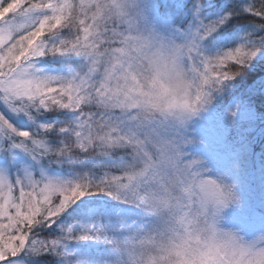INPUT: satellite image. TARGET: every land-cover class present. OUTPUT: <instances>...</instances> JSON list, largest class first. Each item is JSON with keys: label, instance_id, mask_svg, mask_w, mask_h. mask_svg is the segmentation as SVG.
I'll use <instances>...</instances> for the list:
<instances>
[{"label": "snow or ice", "instance_id": "6c2138e0", "mask_svg": "<svg viewBox=\"0 0 264 264\" xmlns=\"http://www.w3.org/2000/svg\"><path fill=\"white\" fill-rule=\"evenodd\" d=\"M199 3L196 0L194 14L199 22L195 30L178 42L152 24L147 3L139 13L144 27L150 29L146 37L133 35L128 20L127 32L116 23L109 27L114 18L126 17L127 0H0V103L4 106L0 109V150H18L37 162L47 157L49 163L57 164L66 159L74 163L70 157L76 151L110 157L124 150L122 155L128 158L105 165L99 177L86 173L76 179L43 172L37 178L25 168L13 180L0 169V264H17L16 258L26 249L37 255L52 252L66 264H84L70 250L72 241H103L114 251L121 250L122 239L104 225H84L78 233L69 227L48 241L35 238L33 229L45 222L50 226L76 201L96 194L142 212L151 210L154 190L175 165L167 155L168 146L178 143L183 149L194 141L187 138L184 121L146 119L130 102L122 103V86L127 82L142 89L139 77L147 62L153 69L151 86L166 94L165 81L181 77V64L188 66L198 83L191 103L186 99L179 106L191 114L196 111L192 105L212 104L216 95L233 87L264 51V0H251L240 10L259 18L256 29L261 34L254 29L246 33V43L215 55H205L201 41L239 12L229 10L205 23L199 18ZM46 56H78L83 63L78 69L69 65L67 75L50 74L38 67L40 58ZM240 108L237 104L229 115L235 117ZM50 110L77 112L78 122L75 126L40 123L38 117ZM9 113L23 114L31 128H18ZM51 132L65 135L60 146L47 142ZM183 155L180 151L179 156ZM201 163L193 157L188 166Z\"/></svg>", "mask_w": 264, "mask_h": 264}, {"label": "clouds", "instance_id": "9594fccd", "mask_svg": "<svg viewBox=\"0 0 264 264\" xmlns=\"http://www.w3.org/2000/svg\"><path fill=\"white\" fill-rule=\"evenodd\" d=\"M147 0H127L126 17L114 18L116 23L127 32L131 21L133 35H150V29L144 27L140 10ZM181 77L173 76L165 81L166 94L158 93L151 86L153 69L147 62L140 74L143 88H133L125 82L120 90L121 102L131 103L139 109L146 119L159 121L167 119L180 123L184 121L185 133L195 132L197 121L205 122L212 104H195L196 111L188 114L179 106L187 99L190 103L195 95V73L188 66L180 65ZM186 83L190 86L186 87ZM159 104V107L153 105ZM175 104V107L169 105ZM230 119L233 117L230 116ZM192 144L209 146L204 137L187 135ZM177 143L169 145L167 155L175 165L170 168L171 175L166 176L158 190H154L153 205L150 211L143 212L152 217V222L139 224L125 230L121 237V250L115 253L112 264H264V215L255 213L247 224L254 230H247L244 223H233L229 213H239L245 208V196L240 190L242 162L235 153L226 158L227 167L218 175L211 171L205 157L189 153ZM183 151L185 155L179 156ZM202 163L189 167L193 158Z\"/></svg>", "mask_w": 264, "mask_h": 264}, {"label": "rangeland", "instance_id": "374dc122", "mask_svg": "<svg viewBox=\"0 0 264 264\" xmlns=\"http://www.w3.org/2000/svg\"><path fill=\"white\" fill-rule=\"evenodd\" d=\"M162 4V10L166 13L165 19H158V12L151 10L150 2L147 0V4L151 13V22L157 28V30L163 32L165 35L172 36L178 42L182 41L186 35L191 34L199 22L196 19L195 14L192 16L191 21H187L184 25L174 24L171 20L173 13L175 17L179 20H183V17L180 14L178 4H174L173 0H160ZM195 13V12H194ZM200 20H204L202 16H200ZM207 23V22H205ZM217 32V31H216ZM212 35L208 36L204 40L201 41V50L206 54L208 48L205 45L206 40H208ZM243 42V37L239 36L236 38V42L239 44ZM264 51H261L257 54L255 58L262 57ZM52 60V59H51ZM83 59L78 56H71L67 59L65 64H61V66H52L46 63V59L44 57L40 58L38 67L44 70L46 73L57 74V75H67L69 73V65L73 69H78L80 65H82ZM216 99V97H215ZM2 103H0V109H3ZM69 114L77 120L79 113L73 112L71 110H66ZM247 109L241 107L238 114L234 117L237 118L241 115H245ZM10 120L20 129L29 130L31 128V122L27 120L23 114H12L9 113ZM38 121L41 123L40 118L38 117ZM78 122V120H77ZM190 127H195V132H188L187 135H192L196 137L204 136L209 140V146L205 147L201 144H192L185 148V151L189 153V156L186 158H191L194 155H200L205 157L208 161L211 171L210 175H218L223 172L227 167L226 158L230 153L237 154L242 162V171L240 175V190L245 196V208L241 210L239 213H229L231 218V222L233 223H244L247 226V230H254L253 225H248V220L254 216L255 213H259L264 215V172L259 162V157L254 155L252 159L250 158V147L245 143L241 147L237 149L226 148L228 143L226 141L227 134L229 132L228 125L221 118L220 115L216 113L214 110V105L212 104L209 114L205 118V122L197 121L195 125H190ZM4 149H7V143L4 145ZM45 158V157H44ZM41 158L39 162L33 161L26 154L19 152L18 150L6 151L0 150V169H3L10 177V179H15L17 176L23 174L25 168L31 170L35 177L39 178L41 173L60 179H74L69 176H62L60 174H54L51 172L50 168H46V166L42 165ZM94 200L101 201V206H104V203L113 202L112 204H119L120 207L117 208V212L115 214L114 223L118 224L116 227V232L108 229L106 224H103L101 221V216H97L99 213V204H95ZM83 200V201H82ZM88 200V201H86ZM78 205L85 206V209L82 214L76 216L71 224L66 226H57L56 230L53 231L54 234H57L59 238L64 234L67 228L71 227L75 232H79L84 225H104L107 230L118 238L123 237L125 233V228L127 225H132L133 227L139 224H147L152 222V217L146 216L140 209L134 208V206L125 205L124 203L114 200L111 197H108L103 194H96L85 196L80 199V201H76L72 206H75L78 209ZM112 208V207H111ZM110 209V208H109ZM68 210V209H67ZM67 210L65 211L67 214ZM62 215V214H61ZM61 215L55 219H60ZM64 217V215L62 216ZM62 219V218H61ZM47 222L38 225L33 229V235L37 239H44L46 241L51 240L52 238H48V236H44L45 230H48L50 226H45ZM123 225V226H122ZM70 250L73 252L74 257L82 260L84 264H112V261L115 257V253L111 249V247L105 244L103 241H72L70 242ZM37 254H31L27 251V249L17 257V264H37L39 262L37 258ZM57 256V255H56ZM57 260L59 262H63L66 264V261L57 256Z\"/></svg>", "mask_w": 264, "mask_h": 264}, {"label": "trees", "instance_id": "16d2710c", "mask_svg": "<svg viewBox=\"0 0 264 264\" xmlns=\"http://www.w3.org/2000/svg\"><path fill=\"white\" fill-rule=\"evenodd\" d=\"M148 1L150 2L151 10H153L151 13L157 11L158 19H165L166 13L162 10L160 0ZM173 1L174 4H178L180 14L184 17L183 20H179L171 13L173 15V20L171 21L178 25H185L188 20L191 21L197 6L196 0ZM248 3H251V0H200V16L204 18L205 22L215 21L229 10L234 9L239 12V14L231 16L225 24L218 28L217 32L213 33L206 40L207 55L223 53L241 43H246V33L252 32L254 29L257 35L261 34L260 30L256 29V22H258L259 18L240 11ZM63 34L67 35V30ZM238 35L243 37V42L241 40L239 44L236 42ZM44 58L46 59V63L52 66H61V64H65L67 59H69V57L60 56H46ZM237 104L246 108L247 113H250L251 117L249 118L245 114L230 119L229 110L235 108ZM213 105L216 113L228 125L229 132L226 138L228 143L226 148L230 149L228 151H231V149L235 150L246 143L250 147V158L252 159L254 155H257L264 172V53L262 57L252 60L251 65L234 81L233 87L226 88L223 93L216 95ZM39 118L41 123H54L57 125L71 123L73 126L77 123V120L66 110L45 111ZM62 139H65L64 134L51 132L48 135L47 142L51 146H60ZM123 151L117 150L110 157L91 156L88 153L76 151L70 157L71 160L75 161L74 163L67 162V159L65 162L59 164L54 162L49 163L47 157L41 163L46 168H50L52 173L60 174L64 177L69 176L76 179L86 173L99 177L103 174L102 170L105 165L120 163L122 160L128 159L122 155ZM0 164H3V162H0ZM94 199L92 200L91 198L90 200L97 205L99 204V213L96 215L101 216L102 223L106 224V227H109L108 229L116 232L118 224L114 223V220L120 203L112 204L113 202H108L104 203V206H101V201ZM78 207L76 209L75 206L71 205L67 210V214L64 212L60 219H57L56 222L50 225L48 230H45L44 236H48V238L57 237V234H54L51 230H56L59 222L60 226H66L67 223L68 225L71 224L73 219L82 214L85 209V206L83 207L82 205H78ZM63 215L64 217H62ZM45 226H48V223ZM247 227L250 228V226ZM37 258L39 260L37 264H64L63 262H59L57 256L52 252L39 254Z\"/></svg>", "mask_w": 264, "mask_h": 264}]
</instances>
